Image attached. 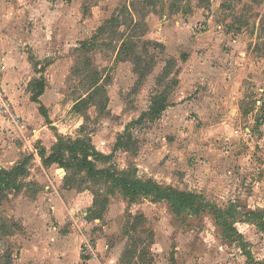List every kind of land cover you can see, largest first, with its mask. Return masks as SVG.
Wrapping results in <instances>:
<instances>
[{"label": "rangeland", "instance_id": "rangeland-1", "mask_svg": "<svg viewBox=\"0 0 264 264\" xmlns=\"http://www.w3.org/2000/svg\"><path fill=\"white\" fill-rule=\"evenodd\" d=\"M0 35L33 65L16 108L43 78L48 115L26 121L41 140L0 118V168L29 160L22 188L0 194V264H264V0H0ZM154 101L166 110L141 118ZM60 137L202 211L45 163ZM36 224L60 226L66 249Z\"/></svg>", "mask_w": 264, "mask_h": 264}, {"label": "trees", "instance_id": "trees-1", "mask_svg": "<svg viewBox=\"0 0 264 264\" xmlns=\"http://www.w3.org/2000/svg\"><path fill=\"white\" fill-rule=\"evenodd\" d=\"M38 92L34 94L33 101L39 102V97L43 95L45 91V86L43 80H37ZM95 94H98L95 92ZM94 97L90 96L89 99L83 100L81 103L76 104L75 110L90 104V101ZM107 100L104 101L102 107L105 108ZM167 108V104L161 103L157 104L156 101L152 104L151 110L142 114L145 117L149 114H154L160 116ZM42 113H45V109L41 106ZM140 118V119H141ZM139 119V121H141ZM126 147L123 142V136H120L117 140L116 148L123 149ZM69 155V160L65 162V155ZM111 161L112 155L106 156L96 151L90 141L86 139L77 138L76 140L60 137L56 146V151L47 158L45 163L53 164L57 163L64 166L67 169H72L80 172L86 171L87 175L91 178L105 179L112 183V186L120 189L128 197L136 198L138 196H150L157 202L166 201L170 204L174 214L180 215L186 211H192L195 213H200L204 205L198 204V195L190 192H182L174 188H162L160 185L154 183L153 181L143 182L138 178L132 176L130 171H123L119 174L113 172L112 170H98L95 168L96 161ZM77 162V163H76ZM29 161L26 160L22 164L15 166L11 170H0V194L7 190H18L22 188L23 184L20 183L21 179L27 176V165ZM76 163V164H74ZM71 179V174H67L65 181L68 183ZM202 207V208H201ZM93 219H101V216L93 214ZM234 231V230H233Z\"/></svg>", "mask_w": 264, "mask_h": 264}, {"label": "crops", "instance_id": "crops-1", "mask_svg": "<svg viewBox=\"0 0 264 264\" xmlns=\"http://www.w3.org/2000/svg\"><path fill=\"white\" fill-rule=\"evenodd\" d=\"M17 48L18 47L14 43V39H12V38L6 39L5 36L0 35V86L5 91V93L9 97L10 101L12 102V104L16 110V113L21 120V124H22L21 128L22 129L20 131L19 128H17L15 125H13L8 120H6V118L0 112V118L2 119L1 123H4V125L6 127H8L10 130H12L15 133H22L24 136H25V133H27L29 135L28 137H31V135L34 134V137H36L35 139L41 140V138L38 137V135H39L38 130L33 129L30 133L28 132L29 129H28V126L26 124V121L30 125H32V123H35L36 120H37L36 122H38V121L41 122L42 118H45L47 121V116H48L47 113L46 112L42 113V110H41V106H43L41 100L43 99V96L45 93H43V95L39 97V99H38L39 102H35V101H33V99L30 100V98H28V102H26L27 100L24 101V99L20 100V102L22 101L21 103L25 104V106L21 108V114L18 111V109L16 108V105L14 103V84L18 85V84L24 83L26 81L28 73H30L29 71L33 67V65H31L27 59H25L26 55H23V53H21L22 51L19 50L18 53H14V49H17ZM2 66H5V70H1ZM38 67H40V66H38ZM39 75H41V73H39ZM31 80L32 79H29V82H28L29 84L33 81V80L32 81ZM39 80H43V78L42 79L39 78ZM35 81H37V80H35ZM43 108L45 109L44 106H43ZM45 111H46V109H45ZM48 125H50L49 122H48ZM45 128H47V126H45L43 129H45ZM36 134H37V136H35ZM26 160H28V159L23 160L22 162L16 164L15 166L22 164ZM14 167H12L10 169L0 168V170H2V169L11 170ZM59 221H60L59 225L62 226L63 225L62 220H59ZM38 224L40 225V223H38ZM38 224H36V226H35L36 228H34L35 230H37V232L33 235L34 237L36 236V237H38V239L43 238L44 240L49 239L50 241H54L55 239L56 240L58 239L57 247L60 250L66 249V236L63 237L62 236L63 234L60 233V230H61L60 226H55L53 228H50L51 226L47 227L46 224H43L42 226L38 227ZM99 241L101 242V240H99ZM100 242H99V244H100ZM86 244H90V243L87 242V243H85V245ZM35 245L36 244H34V246ZM32 247L33 246H31V248Z\"/></svg>", "mask_w": 264, "mask_h": 264}, {"label": "built area", "instance_id": "built-area-1", "mask_svg": "<svg viewBox=\"0 0 264 264\" xmlns=\"http://www.w3.org/2000/svg\"><path fill=\"white\" fill-rule=\"evenodd\" d=\"M1 70H5V66H2ZM0 112L6 118V120H8L13 125H15L21 131L22 129L21 120L18 117L16 110L12 102L10 101L8 95L5 93V91L2 89L1 86H0ZM85 247L87 251L86 254L92 255L93 251H92L91 245L86 244Z\"/></svg>", "mask_w": 264, "mask_h": 264}]
</instances>
